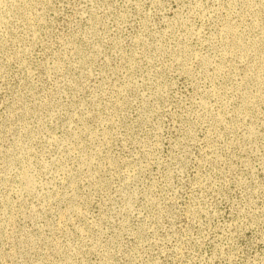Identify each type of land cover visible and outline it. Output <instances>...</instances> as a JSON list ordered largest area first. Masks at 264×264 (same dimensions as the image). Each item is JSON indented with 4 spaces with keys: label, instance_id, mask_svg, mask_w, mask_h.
<instances>
[{
    "label": "rangeland",
    "instance_id": "374dc122",
    "mask_svg": "<svg viewBox=\"0 0 264 264\" xmlns=\"http://www.w3.org/2000/svg\"><path fill=\"white\" fill-rule=\"evenodd\" d=\"M0 264H264V0H0Z\"/></svg>",
    "mask_w": 264,
    "mask_h": 264
}]
</instances>
